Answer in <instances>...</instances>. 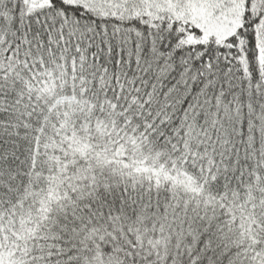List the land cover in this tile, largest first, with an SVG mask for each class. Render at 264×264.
<instances>
[{
	"label": "snow or ice",
	"instance_id": "6c2138e0",
	"mask_svg": "<svg viewBox=\"0 0 264 264\" xmlns=\"http://www.w3.org/2000/svg\"><path fill=\"white\" fill-rule=\"evenodd\" d=\"M0 264H264V0H0Z\"/></svg>",
	"mask_w": 264,
	"mask_h": 264
}]
</instances>
